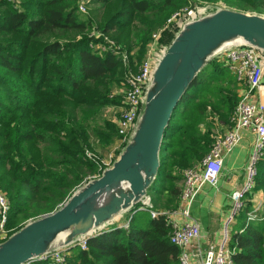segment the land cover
<instances>
[{
	"label": "trees",
	"instance_id": "1",
	"mask_svg": "<svg viewBox=\"0 0 264 264\" xmlns=\"http://www.w3.org/2000/svg\"><path fill=\"white\" fill-rule=\"evenodd\" d=\"M204 1L194 6L219 0ZM225 1L264 15V0ZM188 3L93 0L97 5L82 14L78 0H0V188L11 205L9 229L20 215L28 219L54 211L88 174L103 173L102 158L87 155L93 150L90 131L105 145L118 138L111 119L106 117L101 127L96 121L103 110L123 103L116 91L137 70L152 34ZM218 8L209 5L206 15ZM180 30L175 25L166 30L167 48ZM113 44L127 59L115 53ZM243 89L218 57L201 69L167 127L159 173L148 193L155 206L170 192L175 196L166 203L177 202L179 171L207 152L203 125L212 126V113L226 119ZM256 190L264 191V158ZM140 206L128 229L114 225L92 237L88 249L72 250L69 263L180 264L181 250L171 242L166 216L153 217L148 209L138 211ZM252 210L249 200L233 231L234 264H264V219L249 221ZM26 224L11 229L8 237Z\"/></svg>",
	"mask_w": 264,
	"mask_h": 264
},
{
	"label": "water",
	"instance_id": "2",
	"mask_svg": "<svg viewBox=\"0 0 264 264\" xmlns=\"http://www.w3.org/2000/svg\"><path fill=\"white\" fill-rule=\"evenodd\" d=\"M233 37L264 49V16L218 8L185 23L159 61L137 128L112 166L59 208L29 221L0 243V264L35 261L81 235L98 232L143 203L158 176L161 145L174 111L201 69L225 48L216 50L219 44Z\"/></svg>",
	"mask_w": 264,
	"mask_h": 264
},
{
	"label": "built area",
	"instance_id": "3",
	"mask_svg": "<svg viewBox=\"0 0 264 264\" xmlns=\"http://www.w3.org/2000/svg\"><path fill=\"white\" fill-rule=\"evenodd\" d=\"M78 1L80 10L85 11L86 1ZM209 5L213 4L196 5L193 8L184 7L173 13L165 27L152 34L146 58L116 91L123 95V103L115 111V123L121 147L124 148L130 142L137 128L155 69L167 50V47L163 48L160 45L162 32L172 25L181 28L185 23L205 16ZM96 35L99 36V33ZM94 46L98 49L103 47L100 43H95ZM113 47L116 54L127 59V54L121 50L120 46L113 44ZM217 57L236 75L238 83L243 85L244 89L240 101L226 119L222 118L220 114L212 113V126L206 123L203 125V130L206 131L209 140L205 155L179 171L176 184L179 193L177 202L173 204V207L175 212H179L184 220L181 222L176 220L174 212H171L169 208L162 211L155 207L150 195L144 198L142 206L138 209L150 210L153 217L166 216L170 226L171 242L181 250L180 264H234L232 259L234 249L231 248L232 228L245 210L248 201L251 200V195L256 191L259 165L264 158V103L254 99L264 85V49L246 42H240L228 45L217 54ZM243 130L254 133L255 140L246 165L245 179L241 186L231 193V204L222 228L221 242L210 244L206 248L197 245L194 250H191L192 245L200 238L202 232L200 223L191 216L192 204L205 184L213 186L218 184L219 176L223 170L224 157L240 143L241 131ZM87 155L90 158H97L95 154L89 151H87ZM111 158L110 155V161ZM108 161L101 159L99 171H104L112 166ZM101 175L102 173L95 174L94 178ZM10 209V201L0 188L1 240H6L12 231L7 227ZM260 209V206H254L253 210L248 213V220L264 219V215L258 212ZM132 214L133 212L130 218L123 223V227L129 228ZM97 234L98 232H93L90 235H81L70 245L54 248L35 261L70 264L68 258L72 254V250L77 247L83 250L88 249L89 240ZM192 256L198 257L197 263L192 261ZM35 261L26 264H32Z\"/></svg>",
	"mask_w": 264,
	"mask_h": 264
},
{
	"label": "crops",
	"instance_id": "4",
	"mask_svg": "<svg viewBox=\"0 0 264 264\" xmlns=\"http://www.w3.org/2000/svg\"><path fill=\"white\" fill-rule=\"evenodd\" d=\"M254 99L264 103V85ZM241 134L242 139L240 143L224 157L223 170L219 176L218 184L215 186L205 184L199 191L195 203L192 205L193 207H191V216L200 223L202 229L200 238L194 242L191 250H194L197 245L206 248L210 244H219L221 242L223 236L222 228L226 219V213L231 204L230 196L232 191L240 187L245 179L246 165L255 140V135L251 131L243 130ZM251 201L253 208L254 206H260L261 209L258 212L264 215V191L256 190ZM166 204L169 205L168 203ZM159 209L166 211L168 207L162 205L159 206ZM121 215H118L111 222H108L107 228L115 222L118 225H122L131 216L130 214L129 218L121 220ZM174 218L179 222L184 220L182 215L175 211ZM238 226L239 218L233 225L232 230L235 231ZM197 259L198 257L192 256L194 263H197Z\"/></svg>",
	"mask_w": 264,
	"mask_h": 264
},
{
	"label": "rangeland",
	"instance_id": "5",
	"mask_svg": "<svg viewBox=\"0 0 264 264\" xmlns=\"http://www.w3.org/2000/svg\"><path fill=\"white\" fill-rule=\"evenodd\" d=\"M84 1H86L85 2V11H82V10H80V8H79V12L80 13H82V14H88L90 11H91V9H92V7H93V5H97V4H92V1L93 0H84ZM194 1H197L198 3H195ZM203 2H206V1H204V0H189V3L187 4V6H185V7H191V8H193V7H195L194 5L195 4H202ZM210 4H213V5H217V6H219V8L221 9V8H227V9H233V10H236V11H242V12H245V13H250V14H253V13H255V12H251L250 10H248V11H246V10H243L242 8H239L237 5H232V4H230V3H228L227 1H225V0H219V1H217V2H215V3H212V2H210ZM261 15H263V14H261ZM264 16V15H263ZM176 26V25H175ZM160 30V29H159ZM167 31H168V28L166 29ZM166 30H164L163 32H162V34H161V37H160V45L164 48V47H166L167 46V42L164 40V38L166 37ZM158 31V30H157ZM159 49H161V48H159ZM134 55L136 54V50H134L133 52H132ZM148 53V52H147ZM146 56H147V54L144 56V58L143 59H145L146 58ZM217 57V56H216ZM143 59H142V61H143ZM141 61V62H142ZM141 62H138V61H136V63H135V66H137V68L139 67V65L141 64ZM119 106V105H118ZM118 106H111V107H109L108 109H105V110H103L102 111V113L100 114V116H99V118H98V120L96 121V123H95V125H98L99 127H101L102 125H103V123H104V119L107 117V119H111L114 123H115V114H116V112L115 111H117V107ZM114 111V112H113ZM115 125H116V123H115ZM117 127V126H116ZM118 130V129H117ZM91 142H92V145H93V152L91 151V150H87V151H89V152H92L93 154H95L97 157H100V158H102V159H104V160H106V161H108V162H110V165H112L113 163H114V161L118 158V156H119V154L121 153V151L123 150V147H121V145H119V143H120V141H119V137L117 138V139H115V141L113 142V143H111V144H108V145H105V144H103L99 139H98V137L96 136V134H95V132L93 131V129H91ZM110 155L112 156V158H111V161H110ZM94 175L95 174H88L85 178H84V180L80 183V184H78L77 185V187L75 188V189H78V188H80L81 186H83L84 184H86L88 181H90V180H92V179H95L94 178ZM177 184V181H176V183H175V185ZM74 189V190H75ZM73 190V191H74ZM175 195L174 194H171V192L169 193V194H166V195H163L162 197H161V200L158 202V204L155 206V207H157V208H159V206H167L169 209H170V211L171 212H174L175 211V208L173 207V204H170V205H167L166 204V201H168L169 200V198L170 197H174ZM163 201V202H162ZM64 203V202H63ZM193 203H195V200H194V202ZM193 205V204H192ZM61 206V205H60ZM193 207V206H192ZM135 209V207L133 208V209H130V210H128V211H126V212H124L122 215H121V220H124L125 218H129V216H130V214L133 212V210ZM10 214V213H9ZM43 215V214H42ZM38 217H40V215H37V216H32V217H29L28 219L27 218H24V217H22V215H20L19 217H18V219H17V221L14 223V226L11 228V229H15V228H17V227H19V226H22V225H24V224H26V223H28L29 221H31V220H33V219H36V218H38ZM114 225H117V226H119V227H123V224L122 225H118V223L117 222H115V223H113V224H111V225H109L108 227H112V226H114ZM109 228V229H110ZM109 229H107V225L106 226H103L101 229H99V230H97L98 232L99 231H106V230H109ZM69 259V258H68Z\"/></svg>",
	"mask_w": 264,
	"mask_h": 264
},
{
	"label": "bare ground",
	"instance_id": "6",
	"mask_svg": "<svg viewBox=\"0 0 264 264\" xmlns=\"http://www.w3.org/2000/svg\"><path fill=\"white\" fill-rule=\"evenodd\" d=\"M240 42H245L243 38L241 37H233L228 40H225L219 44V46L216 48V50H220L221 48H224L228 45L235 44V43H240ZM139 211V210H138ZM127 220V219H126ZM124 223V222H123Z\"/></svg>",
	"mask_w": 264,
	"mask_h": 264
}]
</instances>
